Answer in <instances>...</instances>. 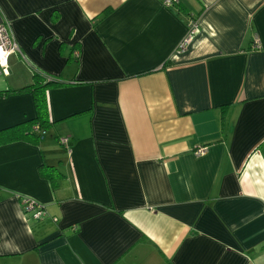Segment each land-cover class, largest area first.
Segmentation results:
<instances>
[{"label":"crops","instance_id":"obj_1","mask_svg":"<svg viewBox=\"0 0 264 264\" xmlns=\"http://www.w3.org/2000/svg\"><path fill=\"white\" fill-rule=\"evenodd\" d=\"M178 1L0 0L5 90L65 83L43 139L0 144V264H264V0ZM35 116L0 94V131Z\"/></svg>","mask_w":264,"mask_h":264},{"label":"trees","instance_id":"obj_2","mask_svg":"<svg viewBox=\"0 0 264 264\" xmlns=\"http://www.w3.org/2000/svg\"><path fill=\"white\" fill-rule=\"evenodd\" d=\"M59 15H54L53 21L56 22ZM189 19L192 21L198 20L189 14ZM197 22V21H196ZM77 46L73 48V52ZM74 59H79L74 57ZM77 61V60H76ZM32 84L20 90H3L0 91L2 95H20L22 93H29L33 96V101L36 109V116L33 119L27 120L23 123L12 126L6 130L0 131V144L14 140H28L37 143L43 139L46 134L55 124L51 120L48 91L51 87L64 85L59 79L49 76L45 72L32 68ZM39 174L43 178H47L52 187L56 188L57 183L64 177L56 167L43 164L39 167Z\"/></svg>","mask_w":264,"mask_h":264},{"label":"built area","instance_id":"obj_3","mask_svg":"<svg viewBox=\"0 0 264 264\" xmlns=\"http://www.w3.org/2000/svg\"><path fill=\"white\" fill-rule=\"evenodd\" d=\"M178 0H166V4L172 7L178 4ZM198 30V22L190 20L188 24V33L180 43L178 51L184 52L192 43L195 32ZM20 52L19 46L14 39L10 26L7 23H0V76L9 77L11 75V59L14 55ZM74 56H80L79 51H74ZM60 143L65 147L68 145V138L60 139ZM194 153L196 155H204L206 153L205 147H198ZM25 210L31 214L35 220H39L47 216V212L43 206L35 204L31 200H24Z\"/></svg>","mask_w":264,"mask_h":264},{"label":"rangeland","instance_id":"obj_4","mask_svg":"<svg viewBox=\"0 0 264 264\" xmlns=\"http://www.w3.org/2000/svg\"><path fill=\"white\" fill-rule=\"evenodd\" d=\"M8 80L5 79L3 76H0V91H3L6 89V87H8ZM14 102H9L10 107L13 105Z\"/></svg>","mask_w":264,"mask_h":264}]
</instances>
